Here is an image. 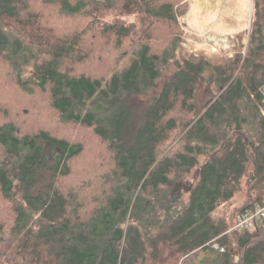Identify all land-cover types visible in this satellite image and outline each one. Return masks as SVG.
I'll list each match as a JSON object with an SVG mask.
<instances>
[{
  "label": "trees",
  "instance_id": "obj_1",
  "mask_svg": "<svg viewBox=\"0 0 264 264\" xmlns=\"http://www.w3.org/2000/svg\"><path fill=\"white\" fill-rule=\"evenodd\" d=\"M188 8L0 0V264H264V229L226 233L264 198V0L220 59L182 47Z\"/></svg>",
  "mask_w": 264,
  "mask_h": 264
},
{
  "label": "rangeland",
  "instance_id": "obj_2",
  "mask_svg": "<svg viewBox=\"0 0 264 264\" xmlns=\"http://www.w3.org/2000/svg\"><path fill=\"white\" fill-rule=\"evenodd\" d=\"M187 3L188 13L180 20L181 45L186 52L193 53L196 57L220 59L224 55L232 57L240 46H244L242 50L244 54L252 18V0H187ZM76 24L82 27L86 26L82 21H74L71 23V27ZM209 31L225 34V37L217 38L214 35L211 38L206 37ZM52 124L59 125L56 119ZM62 130L70 136H79L69 127ZM101 152L99 146L93 144V148L89 147L88 152L82 156L79 162L84 168L97 166L98 159L96 158L100 157ZM80 170L72 175L70 181H67L69 187L82 182L83 173ZM248 193L249 188L244 179L233 201L223 207L222 211L232 218L233 212L245 203ZM231 229L232 227L226 233L232 232ZM237 260L238 257L234 256V262Z\"/></svg>",
  "mask_w": 264,
  "mask_h": 264
},
{
  "label": "built area",
  "instance_id": "obj_3",
  "mask_svg": "<svg viewBox=\"0 0 264 264\" xmlns=\"http://www.w3.org/2000/svg\"><path fill=\"white\" fill-rule=\"evenodd\" d=\"M245 43V41H244ZM259 93L262 98V103L264 104V81L259 88ZM256 226L264 229V198L261 202L255 205L253 208L244 209L238 216L237 222L232 227L231 231H244L254 229ZM216 249H219L223 252L224 248H218L214 246Z\"/></svg>",
  "mask_w": 264,
  "mask_h": 264
},
{
  "label": "crops",
  "instance_id": "obj_4",
  "mask_svg": "<svg viewBox=\"0 0 264 264\" xmlns=\"http://www.w3.org/2000/svg\"><path fill=\"white\" fill-rule=\"evenodd\" d=\"M252 3H253V0H252ZM251 9H253V4H252V7H251ZM188 10H189V8H188ZM188 13V12H187ZM187 15V14H186ZM185 15V16H186ZM215 36V37H217V38H220V37H225V34H216V33H214L213 31H209V34L206 36V37H210L211 38V36ZM236 35V34H235ZM231 36H233V35H231Z\"/></svg>",
  "mask_w": 264,
  "mask_h": 264
},
{
  "label": "water",
  "instance_id": "obj_5",
  "mask_svg": "<svg viewBox=\"0 0 264 264\" xmlns=\"http://www.w3.org/2000/svg\"><path fill=\"white\" fill-rule=\"evenodd\" d=\"M97 1H103V2H107V1H110V0H97Z\"/></svg>",
  "mask_w": 264,
  "mask_h": 264
}]
</instances>
